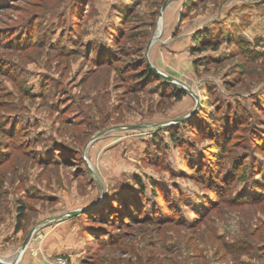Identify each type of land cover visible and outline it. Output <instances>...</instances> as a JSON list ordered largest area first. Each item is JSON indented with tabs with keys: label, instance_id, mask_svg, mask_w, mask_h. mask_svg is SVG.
<instances>
[{
	"label": "rangeland",
	"instance_id": "374dc122",
	"mask_svg": "<svg viewBox=\"0 0 264 264\" xmlns=\"http://www.w3.org/2000/svg\"><path fill=\"white\" fill-rule=\"evenodd\" d=\"M148 60L171 78L140 80ZM0 121L3 260L32 232L17 264H264V0H0ZM218 138L249 202L218 190ZM143 189L188 221L69 216Z\"/></svg>",
	"mask_w": 264,
	"mask_h": 264
},
{
	"label": "trees",
	"instance_id": "16d2710c",
	"mask_svg": "<svg viewBox=\"0 0 264 264\" xmlns=\"http://www.w3.org/2000/svg\"><path fill=\"white\" fill-rule=\"evenodd\" d=\"M202 35L201 34H196L194 39H195V42L199 43L201 41V38ZM206 45L204 43H200L199 45V49L202 51V50H205L206 49ZM214 49H217L218 46H212ZM148 63V62H147ZM138 78L140 80H144V81H152V80H159L160 79V74L157 73L154 69H152V67L149 65L145 68H141L139 69L138 71ZM186 93V91L184 90H179V89H175L172 91V97L176 98V99H181L183 97V95ZM217 124L219 123V121H217ZM0 124H1V121H0ZM220 128V131H222L223 129L221 127ZM250 134L249 136L251 137L250 138H247L246 140L248 142H252V139L255 140V144L257 146H260V136L258 135V132L250 129L249 130ZM252 135V136H251ZM227 137L229 138H232V134L231 136L228 135ZM256 137V139H255ZM174 139L175 136H173ZM214 140V139H213ZM215 141L218 143L219 142V148L220 150L217 152L218 153V156L217 158L215 159L216 161L214 162V165L216 167L219 168V170H221L220 172H216V170L214 169V171L211 173L212 169L210 166H207L205 163L203 167L205 168H209V170L207 172H210L212 174V177L215 181V183H217L218 185V190L220 188L223 187L224 190V195L227 196V198L229 199L230 203L232 204H236V203H240V202H249V200L251 199H248L247 197L245 199H242V201H240L239 199H232V197L229 195L228 196V191L230 189H232V184H233V180L235 179V177L239 176L240 175V171H241V168L243 167V162H239L237 161L233 167H232V173H228L227 175H225V173L227 171L224 172L225 170V165L223 166V163H224V155H223V152H226L228 149L226 147V143H220L219 141V138L218 139H215ZM228 146V145H227ZM262 149L264 150V147H262ZM197 167V165L195 164L192 168H195ZM225 175H223V174ZM197 174V173H196ZM196 174H193L194 176H197ZM223 185V186H222ZM209 186V184H208ZM258 188V187H257ZM262 188V196H264V186L263 187H260ZM215 189L211 190V193H217L218 191H215ZM152 194L154 195V197L158 200H163L165 204H167L166 206V210L167 212L169 211H173L174 206L170 205V200H171V191H169V189H162L160 186H158L156 183H153L152 185ZM144 198H145V190L143 189L141 191V194L139 196H135V195H129L125 200L124 199H120V198H116L117 200L113 201L114 203H108V205H104V203H101L95 207H93L89 212H84L86 214H88L89 218L91 219H101V221H104V222H107V223H116V222H120V225L121 227H130V226H133L135 223H143V224H160V223H167V222H170V221H177V222H182L185 224L187 220V218L185 217H182L180 215L177 216V214L175 215L174 214H171V215H168L167 219L166 220H162V217L160 214L157 213V211L155 210L154 212H151L150 210H147L145 208V205H144ZM163 203V205H164ZM162 204V203H161ZM175 205V204H174ZM205 209L206 208H202L201 210H197V214H202V212H205ZM204 210V211H203ZM20 215L18 216V222H20V219L22 218V213H19ZM116 217V218H115ZM118 217V218H117ZM107 220V221H105ZM106 236H108L107 240L104 239V237H102V242L105 243V242H111L112 239H111V236L110 234H106ZM240 249H242V247H239ZM99 264H108L107 262L105 261H102L101 263Z\"/></svg>",
	"mask_w": 264,
	"mask_h": 264
},
{
	"label": "water",
	"instance_id": "95a60500",
	"mask_svg": "<svg viewBox=\"0 0 264 264\" xmlns=\"http://www.w3.org/2000/svg\"><path fill=\"white\" fill-rule=\"evenodd\" d=\"M149 46H150V45H149ZM148 63L150 64V66L152 67V69H154V70H155L157 73H159L161 76H163V77H165V78H167V79H170V78H171L170 76H168L167 74L163 73L162 71H160L159 69H157L155 66H153V65L149 62V60H148ZM198 104H199V103H198ZM185 118H186V117L181 118V119H178V121H183V120H185ZM104 133H105V132H101V133L97 134L94 138H97V137L101 136V135L104 134ZM93 206H95V204L90 205V206H88V207L75 209V210H73V211H71V212L69 213V216H74V215H77V214H80V213H84V212L88 211V210H89L91 207H93ZM63 217H64V216H62V217H58L57 219H61V218H63ZM31 238H32V232H31V233L27 236V238L25 239V241H24V243H23V245H22V247H21L20 253H19V255H18V257H17L16 260H14V261H6V260H3L2 258H0V264H17V262H19V260L21 259L23 253H24L25 250L27 249V247H28V245H29V243H30V241H31Z\"/></svg>",
	"mask_w": 264,
	"mask_h": 264
},
{
	"label": "built area",
	"instance_id": "2783aa9c",
	"mask_svg": "<svg viewBox=\"0 0 264 264\" xmlns=\"http://www.w3.org/2000/svg\"><path fill=\"white\" fill-rule=\"evenodd\" d=\"M58 263L59 264H66V260L63 258H58Z\"/></svg>",
	"mask_w": 264,
	"mask_h": 264
}]
</instances>
